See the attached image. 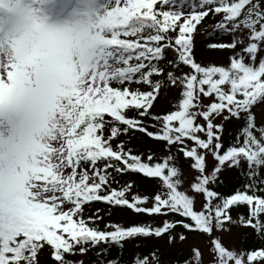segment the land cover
I'll return each instance as SVG.
<instances>
[{"label":"snow or ice","instance_id":"snow-or-ice-1","mask_svg":"<svg viewBox=\"0 0 264 264\" xmlns=\"http://www.w3.org/2000/svg\"><path fill=\"white\" fill-rule=\"evenodd\" d=\"M257 108L264 0H0V264H264Z\"/></svg>","mask_w":264,"mask_h":264},{"label":"rangeland","instance_id":"rangeland-1","mask_svg":"<svg viewBox=\"0 0 264 264\" xmlns=\"http://www.w3.org/2000/svg\"><path fill=\"white\" fill-rule=\"evenodd\" d=\"M203 33H201L202 35ZM200 38V36L197 37V40ZM196 54L198 55L199 58H201L203 61L206 60H217L219 62H221L222 60H224L225 56L227 54L225 53H212L209 51H206L204 49V47L202 48H196ZM177 89H169V88H165L161 91L160 97L157 100V102L155 103V107L153 108V112H157V113H162L165 112L167 109L170 108L171 103H174V98L177 94ZM257 114H260L262 111H264V109L261 108H257L256 109ZM150 147V146H147ZM181 165L183 167V170L185 172V175H188V168L187 166L183 165V162L181 161ZM229 176V174L227 175ZM232 176H229L227 179L231 178ZM146 184H144V186L142 188H145ZM154 184H150L149 186H147L144 190L140 191L142 193H149L153 190L154 188ZM115 216L117 217V219H119V221L121 223H127L130 219H133L132 216H130L128 214V212H125V210L118 212L115 214ZM201 238L198 237H189V240L186 241L183 245H177V250L178 251H182V252H186L187 248H188V244L190 243H196L199 242ZM235 240V237H226L225 242L226 243H231ZM139 246L143 251L144 249L148 246V245H158L160 247L161 250L166 248V244L164 240H158V241H135L133 243H129L128 244V249L129 251H131L133 248H135L136 246ZM206 258V257H205Z\"/></svg>","mask_w":264,"mask_h":264},{"label":"trees","instance_id":"trees-1","mask_svg":"<svg viewBox=\"0 0 264 264\" xmlns=\"http://www.w3.org/2000/svg\"><path fill=\"white\" fill-rule=\"evenodd\" d=\"M131 178L139 180L138 177H131ZM121 179L122 180H127V179H129V177L125 176V177H122ZM233 182H234L233 179L231 181H229V182L225 181L226 184H231ZM96 208H100L101 209V214H102V219L103 220L106 219L109 215H112L113 211H115L117 209V207H108V206H106L104 204H94V205H92L91 212L94 213ZM87 210L89 211V209H87Z\"/></svg>","mask_w":264,"mask_h":264}]
</instances>
